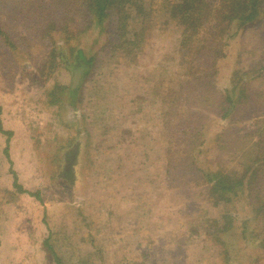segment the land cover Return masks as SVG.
Returning <instances> with one entry per match:
<instances>
[{"label": "rangeland", "instance_id": "rangeland-1", "mask_svg": "<svg viewBox=\"0 0 264 264\" xmlns=\"http://www.w3.org/2000/svg\"><path fill=\"white\" fill-rule=\"evenodd\" d=\"M141 3L129 27L144 35L141 48L128 54L111 44L113 13L102 27L84 3L68 5L67 15L49 5L43 20L27 24L13 2L0 0L1 119L12 131L9 138L0 131V264H56L48 237L63 264H264V218L252 209V186L216 205L203 176L242 174L245 157L262 151L239 147L259 121L264 126V22L228 39L209 78L212 56L205 52L198 70L182 59V29L165 1ZM51 16L55 29L39 37L37 26ZM76 49L90 62L74 87L82 70L60 54L71 62ZM233 83L244 104L224 117L229 105L221 100ZM54 85L66 89L53 105ZM202 122L200 152L186 155ZM11 171L41 200L20 192Z\"/></svg>", "mask_w": 264, "mask_h": 264}, {"label": "trees", "instance_id": "trees-1", "mask_svg": "<svg viewBox=\"0 0 264 264\" xmlns=\"http://www.w3.org/2000/svg\"><path fill=\"white\" fill-rule=\"evenodd\" d=\"M49 1L51 4H49ZM166 7L169 11V18L175 20L179 26H181V40H180V51L182 59L190 58V65L193 70H198L196 64L201 62V57L205 53L207 59L212 56V68L209 73V78L212 77L214 70H217L220 64L221 57L225 56L224 47L228 43V39L232 38L237 31L241 30L244 26L250 25L254 22H264V0H164ZM13 2L15 6L12 7L15 11L18 8V14L21 17L29 20V23L37 24L39 19L43 20L41 17V12L46 10V6L56 5L57 8L55 14H65L68 10V5L73 8L79 3L83 4L86 9V13L90 16L91 20L95 21L97 24H102L104 27V20L109 18L111 14H115L118 19V23L115 26L118 36L117 39L111 40V44L115 46V50H122L124 52L133 53L134 49H140L143 34L137 33V31L129 30L131 25V18L133 17V11L141 14L143 12V7L141 0H2L3 5H8ZM66 4L63 7V4ZM75 15L80 14V9H74ZM26 22V21H25ZM55 17L52 16L46 22L37 26L38 36L47 37L51 30L55 29ZM30 26V25H28ZM4 35L3 26L0 24V36ZM131 35V36H130ZM12 40V39H11ZM53 41V38H51ZM10 48H15L13 41L8 42ZM61 59L68 66L69 69L80 68L82 70V76L86 74L89 70V62H86L85 52L83 49H76V58L74 61L69 62L66 59V55L61 53ZM55 55L52 65H50V70L55 66ZM195 64V65H194ZM264 68V66L262 67ZM264 71V69H263ZM194 71L193 74H195ZM201 82H202V77ZM204 80V79H203ZM234 82V81H232ZM209 84L214 83V78L208 81ZM52 92V99L49 101L50 104H57L60 99L58 92H63L66 89L64 86L54 85ZM239 92L238 97L242 98L239 91V86L237 83H233L231 89L225 91V96L221 100L226 102L229 106L226 108L223 116H229L228 113L230 109H234L244 102L235 101L234 95ZM69 95L73 99L77 90H72L69 88ZM55 95V96H54ZM58 95V96H57ZM50 96V95H49ZM249 98V95H247ZM237 100H239L237 98ZM73 102V100H72ZM238 103V104H237ZM264 121V120H262ZM204 123L202 122L198 126L197 135L199 142L195 144H187L186 155H189L192 149H196L200 152V145L202 144V139L204 137ZM0 131L6 135L8 138L12 135V131L5 130L3 128L1 119V107H0ZM258 135L257 138L255 136ZM247 141L250 143H244L243 146L239 147L241 150L244 148V154H251L256 152V148L262 150L261 152L254 155V158L249 156L245 157L248 163H244V173L239 172H225L223 170H216L205 174V181L208 183V194L214 200L216 205H219L222 200L231 201L232 197L238 195L241 189L244 188L246 184L252 186L251 193V206L256 212L257 216L264 218V178L261 171L264 167V126L259 121V127L255 134H247ZM256 141H254V139ZM9 141V140H8ZM193 141V140H192ZM252 149V152H251ZM6 156L10 159L8 147L5 149ZM11 162V161H10ZM12 173L15 172L11 171ZM14 185L18 188L20 192H27L37 199L41 200L39 192H30L22 189V186L17 183V176H14ZM232 195V196H231ZM230 224L223 227V230L229 229ZM44 245L48 249L49 253L52 255L56 264H63L62 257L55 250L54 245L51 243V239L46 238Z\"/></svg>", "mask_w": 264, "mask_h": 264}, {"label": "water", "instance_id": "water-1", "mask_svg": "<svg viewBox=\"0 0 264 264\" xmlns=\"http://www.w3.org/2000/svg\"><path fill=\"white\" fill-rule=\"evenodd\" d=\"M80 77H81V73L79 71H76V75L74 77V87L76 86V84L79 82L80 80Z\"/></svg>", "mask_w": 264, "mask_h": 264}]
</instances>
